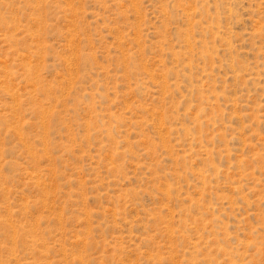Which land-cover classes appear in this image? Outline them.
<instances>
[{"label": "rangeland", "instance_id": "1", "mask_svg": "<svg viewBox=\"0 0 264 264\" xmlns=\"http://www.w3.org/2000/svg\"><path fill=\"white\" fill-rule=\"evenodd\" d=\"M0 264H264V0H0Z\"/></svg>", "mask_w": 264, "mask_h": 264}]
</instances>
